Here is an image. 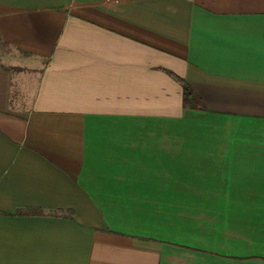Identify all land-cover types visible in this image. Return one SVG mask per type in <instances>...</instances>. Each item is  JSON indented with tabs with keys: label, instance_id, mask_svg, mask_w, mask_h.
Returning a JSON list of instances; mask_svg holds the SVG:
<instances>
[{
	"label": "crops",
	"instance_id": "obj_1",
	"mask_svg": "<svg viewBox=\"0 0 264 264\" xmlns=\"http://www.w3.org/2000/svg\"><path fill=\"white\" fill-rule=\"evenodd\" d=\"M0 264H264V0H0Z\"/></svg>",
	"mask_w": 264,
	"mask_h": 264
},
{
	"label": "trees",
	"instance_id": "obj_2",
	"mask_svg": "<svg viewBox=\"0 0 264 264\" xmlns=\"http://www.w3.org/2000/svg\"><path fill=\"white\" fill-rule=\"evenodd\" d=\"M174 78L183 86V104L185 107H195L198 97L192 87L179 76L173 75Z\"/></svg>",
	"mask_w": 264,
	"mask_h": 264
}]
</instances>
